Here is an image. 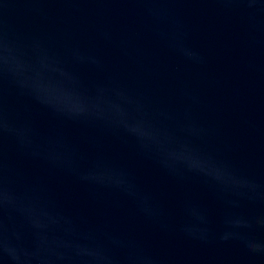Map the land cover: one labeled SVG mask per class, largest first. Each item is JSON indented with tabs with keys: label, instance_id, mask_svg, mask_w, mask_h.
<instances>
[{
	"label": "water",
	"instance_id": "obj_1",
	"mask_svg": "<svg viewBox=\"0 0 264 264\" xmlns=\"http://www.w3.org/2000/svg\"><path fill=\"white\" fill-rule=\"evenodd\" d=\"M0 264H264V0H0Z\"/></svg>",
	"mask_w": 264,
	"mask_h": 264
}]
</instances>
